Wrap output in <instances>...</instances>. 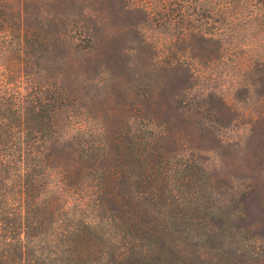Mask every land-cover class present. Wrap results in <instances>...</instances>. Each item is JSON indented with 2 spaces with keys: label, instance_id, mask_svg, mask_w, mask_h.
Instances as JSON below:
<instances>
[{
  "label": "rangeland",
  "instance_id": "obj_1",
  "mask_svg": "<svg viewBox=\"0 0 264 264\" xmlns=\"http://www.w3.org/2000/svg\"><path fill=\"white\" fill-rule=\"evenodd\" d=\"M40 90L62 165H92L68 202L141 220L103 216L119 249L264 264V0H0V109Z\"/></svg>",
  "mask_w": 264,
  "mask_h": 264
},
{
  "label": "trees",
  "instance_id": "obj_2",
  "mask_svg": "<svg viewBox=\"0 0 264 264\" xmlns=\"http://www.w3.org/2000/svg\"><path fill=\"white\" fill-rule=\"evenodd\" d=\"M24 7L18 8L20 13H25ZM39 66L36 75L42 72ZM25 67L27 63H20L21 71ZM26 79L31 82L29 75ZM41 93L35 91L37 97L28 107L11 103L0 109L6 114H0V264H148L149 256L140 248L136 252L133 242L119 249L118 239L102 232L101 219L112 212L109 205L114 203L107 190L91 192V205L68 202L92 165L77 161L80 170L75 173L74 161L62 165L60 154L72 143L54 138L55 127L42 122L50 118L38 107L48 100ZM111 214L132 228L128 237L143 242L138 214L134 222L118 210Z\"/></svg>",
  "mask_w": 264,
  "mask_h": 264
}]
</instances>
